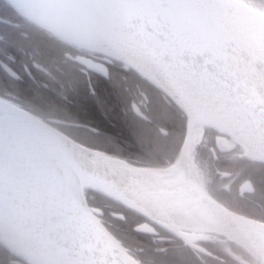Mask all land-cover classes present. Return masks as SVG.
Segmentation results:
<instances>
[{"label": "flooded vegetation", "instance_id": "1", "mask_svg": "<svg viewBox=\"0 0 264 264\" xmlns=\"http://www.w3.org/2000/svg\"><path fill=\"white\" fill-rule=\"evenodd\" d=\"M126 69L101 53L57 40L0 0L2 100L87 150L134 167L170 169L182 154L186 116L145 80L110 79L114 73L128 76ZM103 83L115 93L113 102L106 100L112 116L103 111V97L97 94ZM88 103L100 113L96 121L82 111ZM195 131L194 126L189 157L181 161L188 185L230 211L264 223V163L212 127ZM150 148L163 153L151 155ZM181 173L180 167L174 178ZM84 195L99 222L141 264H260L220 234L182 231L185 239H179L98 194L85 190ZM141 224L151 233L135 232ZM0 264L31 263L3 253Z\"/></svg>", "mask_w": 264, "mask_h": 264}, {"label": "water", "instance_id": "2", "mask_svg": "<svg viewBox=\"0 0 264 264\" xmlns=\"http://www.w3.org/2000/svg\"><path fill=\"white\" fill-rule=\"evenodd\" d=\"M2 1L21 18L68 45L78 47L97 44L117 53L139 56L189 79L194 77L200 80L216 96L221 111L264 146V102L243 83L237 71L251 73L260 82L264 75L250 70L236 59L220 58L209 62L204 57L190 56L165 18L161 8L164 0ZM127 67L169 97L186 116V133L180 159L172 168L166 169L168 171L165 174L157 176L160 181L170 180L178 174L182 158L189 157L195 120L168 88L135 68ZM0 125L42 159L45 167L52 168L55 174L57 200H47L29 195L0 171V234L11 235L16 242L27 240L67 264H141L123 249L99 222L96 213L91 211L84 195L85 190H88L145 217L179 239H185L182 231H195L173 230L153 218L138 205L136 199H153L161 211L191 221L199 220L212 226L242 231L251 237L254 244L264 248V223L232 212L205 195L182 197L174 191L144 190L129 198L126 190L132 180L127 179L120 186L93 170L87 171L73 159L64 142L85 152L109 156L77 145L36 116L1 98ZM167 195L171 197L167 199ZM134 231L149 234L151 228L141 224ZM0 245L20 258L1 241Z\"/></svg>", "mask_w": 264, "mask_h": 264}, {"label": "bare ground", "instance_id": "3", "mask_svg": "<svg viewBox=\"0 0 264 264\" xmlns=\"http://www.w3.org/2000/svg\"><path fill=\"white\" fill-rule=\"evenodd\" d=\"M78 47L122 61L126 67H133L146 74L152 81L168 88L181 105L189 111L195 120L196 133H199L205 126L212 127L235 139L248 157L264 163V146L235 125L227 114L221 111L216 96L200 80L194 77L189 79L161 65L152 64L139 56L117 53L97 44ZM237 75L264 102V79L260 82L255 75L245 73L242 70L237 71ZM64 144L71 152L73 159L87 171L93 170L99 176L120 186H123L127 179L132 180L133 182L126 190L129 198H133L138 192L144 190L168 193L174 191L175 194L182 197H195L199 194L197 190L188 185L187 170L184 165L181 166L182 173L178 177L160 181L157 176L165 174L168 170L134 168L98 153L85 152L67 141ZM0 171L6 174L11 181L20 185L29 195L47 200H57L54 170L45 167L42 159L31 153L2 125H0ZM71 183L69 182V184ZM170 197L167 195L166 198ZM136 200L138 205L148 211L153 218L173 230L216 231L244 247L260 263L264 264V248L254 244L251 237L246 233L212 226L199 220L191 221L177 214L163 212L153 199L141 198ZM0 241L12 253L31 264H67L51 252L49 253L27 240L16 242L11 235L2 233L0 234Z\"/></svg>", "mask_w": 264, "mask_h": 264}, {"label": "snow or ice", "instance_id": "4", "mask_svg": "<svg viewBox=\"0 0 264 264\" xmlns=\"http://www.w3.org/2000/svg\"><path fill=\"white\" fill-rule=\"evenodd\" d=\"M161 8L190 56L236 59L264 75V0H164Z\"/></svg>", "mask_w": 264, "mask_h": 264}, {"label": "trees", "instance_id": "5", "mask_svg": "<svg viewBox=\"0 0 264 264\" xmlns=\"http://www.w3.org/2000/svg\"><path fill=\"white\" fill-rule=\"evenodd\" d=\"M126 73L128 74V76H121L117 73H114L113 76L110 77L113 78V79H118V80H121V79H141V80H144L142 79L137 73H135L133 70L131 69H126ZM97 94L100 95L104 102V105H103V111L108 114L109 116H112L111 115V109L108 107L109 105H107V101L106 100H109L110 102H113V96H115V93L114 91L111 89V87H109L106 83H103V86L100 87L98 90H97ZM107 98V99H106ZM82 105V104H81ZM85 108L82 109V111H84L85 113V117L88 118L90 121H96L99 117H100V113L99 111L91 104V103H88V104H84ZM83 106V107H84ZM84 116V115H83ZM150 154L151 155H154V156H158L160 155L161 153H163V151H156L155 149H152L150 148ZM153 167H156L158 165H151ZM1 246V245H0ZM238 249H240L242 252H244L243 249H241V247H238ZM3 253H6L8 254L9 256H12L14 257L11 253H9L3 246H1V249H0V256L3 255ZM248 254V253H247ZM249 255V254H248ZM250 256V255H249Z\"/></svg>", "mask_w": 264, "mask_h": 264}, {"label": "rangeland", "instance_id": "6", "mask_svg": "<svg viewBox=\"0 0 264 264\" xmlns=\"http://www.w3.org/2000/svg\"><path fill=\"white\" fill-rule=\"evenodd\" d=\"M194 135H196V131H195ZM194 137H195V136H194ZM257 262H258V261H257Z\"/></svg>", "mask_w": 264, "mask_h": 264}]
</instances>
